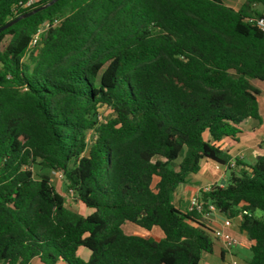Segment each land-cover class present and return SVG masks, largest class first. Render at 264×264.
<instances>
[{
	"label": "trees",
	"instance_id": "obj_1",
	"mask_svg": "<svg viewBox=\"0 0 264 264\" xmlns=\"http://www.w3.org/2000/svg\"><path fill=\"white\" fill-rule=\"evenodd\" d=\"M23 1L0 0V27L50 0ZM242 1L58 0L0 32V264H200L213 231L172 198L202 161L229 174L199 199L237 219L244 264H264V154L232 169L217 145L260 119L264 32L248 20L264 0Z\"/></svg>",
	"mask_w": 264,
	"mask_h": 264
},
{
	"label": "crops",
	"instance_id": "obj_2",
	"mask_svg": "<svg viewBox=\"0 0 264 264\" xmlns=\"http://www.w3.org/2000/svg\"><path fill=\"white\" fill-rule=\"evenodd\" d=\"M256 80H251L250 84L260 91L258 96L259 120H246L241 129L242 134L236 140L224 138L217 145L229 157L230 161L238 160L243 165H252L264 154V98L261 97L262 88L260 84H255ZM264 83V82H260ZM264 89V88H263ZM264 91V90H263ZM240 168H245L240 167ZM229 172L225 166H218L212 162L202 161L200 169L196 174H190L185 184L176 188L172 203L175 207L188 209L191 198L199 195L200 190L207 185L224 184ZM212 231L218 230L237 241L238 245L226 250L220 240L213 236L214 248L211 254H204L200 264H244L247 258L244 254L248 250L249 243L245 235L241 234L237 228V219L227 220L220 213H211L207 217H202L201 221ZM79 253L85 259L87 251L80 250ZM29 264H40L38 260H32Z\"/></svg>",
	"mask_w": 264,
	"mask_h": 264
},
{
	"label": "built area",
	"instance_id": "obj_3",
	"mask_svg": "<svg viewBox=\"0 0 264 264\" xmlns=\"http://www.w3.org/2000/svg\"><path fill=\"white\" fill-rule=\"evenodd\" d=\"M38 1L40 0H25L23 2H21L19 5L21 8H25V7H30V6H33L34 4H36ZM61 18H53L49 21H45L40 27L39 29L37 30L36 34L32 37V40H31V43H30V46H34L38 40V38L43 34L45 33L48 29L50 28H53L55 26H58L61 22ZM248 22L254 24L256 26V28L258 30H260L261 32H264V17H260V18H251L248 20ZM262 143L264 144V136L262 138ZM229 167L232 168V169H235V168H238L233 161H230L229 163ZM54 178L56 180H59V181H63V175L60 171H53L52 172ZM214 187V185H207L205 187H203L200 192H204V193H207L209 192L210 190H212V188ZM199 192V193H200ZM70 194V197H71V192L69 191L68 192ZM188 210H194L196 211L198 214H201L202 217H207L209 214L211 213H215L216 210L214 208L213 205L211 204H204V202H202L200 199H199V195L196 196V197H193L191 198V200L189 201V205H188ZM213 234V237L217 240H220L223 247L226 249V250H230L231 248L235 247L238 245L237 241L234 240L233 238H231L230 236L224 234L223 232L221 231H218V230H215L212 232Z\"/></svg>",
	"mask_w": 264,
	"mask_h": 264
},
{
	"label": "rangeland",
	"instance_id": "obj_4",
	"mask_svg": "<svg viewBox=\"0 0 264 264\" xmlns=\"http://www.w3.org/2000/svg\"><path fill=\"white\" fill-rule=\"evenodd\" d=\"M222 1L226 6L232 8L234 10H237L240 7L241 3L243 2L242 0H222ZM256 8L258 10H261V7H259V6H256ZM254 82H255V84H258V85L260 84V86L262 88L261 97L264 98V91H263L264 90L263 89L264 83H260L259 81H254ZM111 116H112V113L108 109L102 108L99 111V118L98 119L101 121H105L106 119L110 118ZM91 138H92V134L88 133V141H90ZM32 170H33L35 175L42 172L40 170V168L36 165L33 166ZM49 174H50V181H51L52 186L55 188V190L59 194H61L64 197L65 204L68 208H70L71 210H73V211H75L78 214L83 215V216L88 215L92 212L91 209L85 208L84 206L73 201V199L70 197V194L66 190L64 181L56 180L54 178L52 172H50ZM261 215L262 214L259 211L255 212V216L260 217ZM121 229L126 235H133V236H146V235H148V233L145 230H143V229H141V228H139L133 224H130V223H124L121 226ZM244 256H245V258L249 259L250 258L249 251H246Z\"/></svg>",
	"mask_w": 264,
	"mask_h": 264
},
{
	"label": "water",
	"instance_id": "obj_5",
	"mask_svg": "<svg viewBox=\"0 0 264 264\" xmlns=\"http://www.w3.org/2000/svg\"><path fill=\"white\" fill-rule=\"evenodd\" d=\"M56 1H58V0H50L47 4H45V5L41 6V7H38V8H36V9H34V10L28 12V13H25V14H23V15H21V16H18L17 18H15V19H13V20L7 22V23L4 24L2 27H0V32H2L3 30L7 29V28L10 27L11 25L15 24V23L18 22L19 20L24 19V18H27V17L31 16L32 14L37 13V12H39V11H41V10H43V9H45V8H47V7H49V6H51V5H53ZM223 185H224V182L222 181V182H221V186H223Z\"/></svg>",
	"mask_w": 264,
	"mask_h": 264
}]
</instances>
